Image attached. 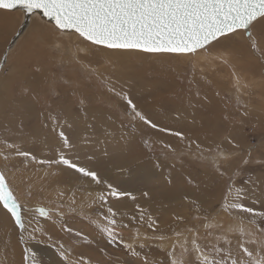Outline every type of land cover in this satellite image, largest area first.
I'll return each instance as SVG.
<instances>
[{
  "label": "rangeland",
  "instance_id": "374dc122",
  "mask_svg": "<svg viewBox=\"0 0 264 264\" xmlns=\"http://www.w3.org/2000/svg\"><path fill=\"white\" fill-rule=\"evenodd\" d=\"M17 33L19 39L10 43ZM78 45L82 46L75 36L60 35L38 18L34 20L19 11L0 12V144L5 140L15 142L21 150L30 151L38 159H53L63 150L90 167H103L99 169L101 175L136 197L135 200L124 197L109 201L118 222L129 224L128 228L119 229L128 242L135 240L138 226L142 235L152 234L146 223L140 226L131 220L132 216L139 218L137 205L146 216L150 214L159 220L160 231L165 235L171 236L174 231L195 225L200 229L201 244L206 240L214 242L213 237L219 233L205 227L207 222L203 214L197 212V204L213 210L221 202L225 181L214 171L211 162L181 156L179 153L185 148L178 138L144 124L137 125L138 121L130 123L126 102L108 91V87L114 85L153 122L182 131L204 147L220 143L224 149L232 150L227 143L229 139L238 144L240 148L235 151L249 161L247 164L239 161L243 171L237 183L248 182L244 202L264 210V61L261 58L246 48L241 51L237 66L240 90L237 91L230 70L219 61L202 56L149 55L97 48L88 59L103 77L88 78L76 62L84 56L78 52ZM261 47L264 48V41ZM86 105L112 115L124 127L121 132L131 137L126 141L118 137L116 140L113 130H106L104 136L98 137L97 129L91 128L88 138L74 142L75 136L84 130L77 127L79 120L92 119L85 117ZM70 106L81 113L73 124L66 121L64 112V108ZM61 131L73 145L71 150L62 149ZM162 141L172 144L177 153L165 150ZM135 144L138 147L133 153ZM122 150L127 153L124 159L120 155ZM3 163L0 160V166ZM10 165H16L12 171L16 172L19 193L23 195L31 182L34 200L54 199L56 192L50 193L48 184L57 179L60 189L80 188L69 184L68 173L75 175V172L63 166L53 167L45 177L46 166L24 167L22 157L13 159ZM139 165L153 169L154 174L149 179L140 175L132 181L129 171ZM120 167L125 170H116ZM100 190L99 186L94 188L93 195ZM144 192H148L149 197H144ZM185 196L189 199L185 200ZM106 211V207L100 208L97 204L87 210L86 216L68 214L64 221L56 219L54 222L41 218L40 224L46 232L41 243L27 240V233L22 242L19 230L0 212V264H25L26 248L30 249L29 255L35 253L38 264H57L56 246L60 243L71 251L73 260L83 254L91 258L93 264L97 260H102V264H141L122 244H109L97 230L96 224L104 222L98 213ZM176 216L183 220L175 219ZM65 224L72 228L71 232L65 230ZM208 232L213 235L207 236ZM85 235L90 243L82 239ZM232 242L235 245L236 240L232 238ZM145 243L149 247L144 248L142 254H147L150 261L164 259L157 248L159 242Z\"/></svg>",
  "mask_w": 264,
  "mask_h": 264
},
{
  "label": "snow or ice",
  "instance_id": "6c2138e0",
  "mask_svg": "<svg viewBox=\"0 0 264 264\" xmlns=\"http://www.w3.org/2000/svg\"><path fill=\"white\" fill-rule=\"evenodd\" d=\"M14 11L34 20L38 18L43 25L50 26L60 35L75 36L82 45H78V52L84 54L76 62L88 78L103 77V73L93 68L88 59L97 48L149 55L202 56L206 60L219 61L235 78L237 91L240 90L237 66L241 51L246 48L264 61V48L261 47L264 41V0H0V12ZM18 39L19 33L9 42L14 44ZM226 41L232 44L226 45ZM108 91L126 102L130 123L139 121L153 130L168 133L183 142L185 151L179 153L181 156L190 155L212 163L214 171L225 181L221 202L211 211L197 204V212L203 214L207 222L205 227L214 228L219 235L213 237L214 242L206 240L201 244L200 229L195 225L183 231H174L171 236L165 235L160 231L159 220L150 214L146 216L137 205L139 218L132 216L131 220L137 221L140 226L146 223L152 234L142 235L138 226L135 240L128 242L119 229L128 228L129 224L118 222L117 213L109 206V201L124 197L135 200V196L114 186L97 168L80 162L78 157L73 159L63 150L53 159H38L30 151L21 150L15 142L5 140L0 144V160L4 162L0 166V212L6 214L19 230L20 240L23 242L27 233V240L41 243L46 235L40 224L41 218L54 222L56 219L64 221L68 214L86 216L87 210L98 204L100 208L106 207L107 211L98 213L104 222L96 224L97 230L109 244H122L141 260V264H264V210L244 202L248 182L244 185L237 183L243 171L239 161L244 164L249 161L235 151L240 146L229 139L227 143L232 150L224 149L220 143L204 147L182 131H173L153 122L127 94L117 91L114 85L109 86ZM59 137L63 142L62 149L73 148L63 131ZM161 143L165 150L177 153L172 144ZM206 151L208 155H205ZM17 157L23 158L24 167L29 164L46 166L45 177L53 167L63 166L86 180L89 186L96 185L101 190L94 196L90 187L81 185L76 190H57L54 199L34 200L29 182L21 195L16 172L12 171L16 165H10ZM88 160L91 161L92 157H88ZM143 196L147 198L149 193L144 192ZM184 199L188 200L189 197L185 196ZM200 218L199 215L196 217L197 220ZM175 219L183 220V217L176 216ZM64 228L72 231L66 224ZM206 235L213 234L208 232ZM47 238L50 240L51 236ZM232 238L236 240L235 245ZM82 239L90 243L86 235ZM141 241L159 242L157 248L164 259L150 261L147 254H142L149 245ZM56 247L59 257L57 264H93L92 259L83 254L73 260L71 251L63 243ZM100 251L102 253L103 249ZM29 252L30 249L26 248L23 257L25 264H38L35 253L29 255ZM95 264H102V260L95 261Z\"/></svg>",
  "mask_w": 264,
  "mask_h": 264
},
{
  "label": "bare ground",
  "instance_id": "6f19581e",
  "mask_svg": "<svg viewBox=\"0 0 264 264\" xmlns=\"http://www.w3.org/2000/svg\"><path fill=\"white\" fill-rule=\"evenodd\" d=\"M225 44L226 45H230L231 41H226ZM249 66H251V64ZM104 73H106V70L104 71ZM86 106L87 107L85 109V111H86L85 117H90L92 119L82 118V119L79 120V125L77 127L81 128V129H84V130H81L80 135L75 136L74 142H78V140H84L85 138H88V136L92 134V129L91 128L97 129V136L98 137L104 136V132L106 130H113L116 133V138H115L116 140L121 138V140L126 141L128 138L131 137V136H128V135H126V134L121 132L124 129V127H122L120 125V123L118 122V120L116 118H114L112 115H110L109 113H104V112H102L100 110L94 109L93 106H90V105H86ZM181 111L184 112L183 110H181ZM64 112H66L65 113L66 114L65 117L67 119L66 121L70 122V124H73L74 123L73 120L76 118V116L81 114V113L76 112V110L73 107H71V106L64 108ZM68 114H69V116H68ZM91 121H92V125H91ZM64 124L66 125L65 122H64ZM142 124H143L142 122H139V121L137 122V125H142ZM65 125H63V126H65ZM89 125H91V127ZM117 137H118V139H117ZM116 140H112V142H115ZM100 144H101L100 141L97 142L98 146ZM102 144H105V143H102ZM137 147H138L137 144L132 145V152L133 153L135 152V150H137ZM120 155L122 156V159H124L125 156L127 155V153L124 150H122ZM101 168H103V167H101ZM101 168H99V169H101ZM120 169L125 170L124 167H120V168H118L116 170H120ZM154 172L155 171L153 169H147L144 166L139 165V166L135 167L132 171H129V175H130V178H132V181H134L140 175H143V177H147V179H149L151 177V175L154 174ZM74 174L75 175L68 173V175H69V180H68L69 184L79 185V186L84 185V187H88V188L90 187L91 190H93L94 188H97L96 185H91V186L87 185L88 183H87L86 180L80 178L78 176V174H76V173H74ZM122 179H123V177H122ZM63 182H64V180H63ZM63 182H61V183H63ZM59 183H58V179H57V180H54L53 182L48 184V190L50 191V193H54L57 190H60V186H59L60 184ZM61 187H62V185H61Z\"/></svg>",
  "mask_w": 264,
  "mask_h": 264
}]
</instances>
